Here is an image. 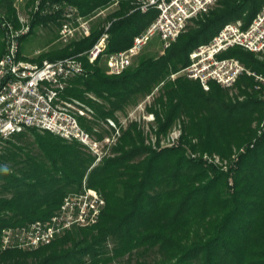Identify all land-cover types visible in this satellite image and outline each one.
I'll list each match as a JSON object with an SVG mask.
<instances>
[{"label":"trees","instance_id":"obj_1","mask_svg":"<svg viewBox=\"0 0 264 264\" xmlns=\"http://www.w3.org/2000/svg\"><path fill=\"white\" fill-rule=\"evenodd\" d=\"M49 1L73 6L82 16L116 1L118 8L106 20V54L129 47L157 15L156 9H136L135 0ZM261 6L262 0H218L167 48L140 55L120 74L107 73L100 58L93 63L82 58L86 75L72 79L65 93L79 99L94 94L100 101L87 102L95 118L118 124L117 111L150 95L145 110L154 116L150 134L155 145L131 121L120 126L114 156L88 170L93 157L77 141L33 128L11 135L0 151V231L49 219L65 194L81 187L85 175L105 204L94 224L74 227L33 250H0V264H264L262 92L246 74L231 95L216 83L204 90L178 73L195 47L228 22L240 19L247 26ZM60 12L33 13L30 32L40 23L56 21ZM0 13L16 23L13 0H0ZM103 30L98 26L89 37L50 48L35 60L82 53ZM224 55L264 72V62L242 48ZM79 120L87 130L95 125ZM176 122L182 126L179 144L160 147ZM27 133L34 137L32 148L19 143ZM215 155L228 162L227 170L214 161Z\"/></svg>","mask_w":264,"mask_h":264},{"label":"built area","instance_id":"obj_2","mask_svg":"<svg viewBox=\"0 0 264 264\" xmlns=\"http://www.w3.org/2000/svg\"><path fill=\"white\" fill-rule=\"evenodd\" d=\"M218 0H135L136 9L142 13L154 8L156 17L140 33L133 37L132 44L116 52L104 53L110 25L108 22L99 38L82 53L63 58L36 62L21 57V37L30 30V25L20 17V27L0 13V32L4 40V50L0 55V142L13 134L33 128L50 132L67 141L75 140L84 146L93 156L94 164L105 155L100 148L116 143L120 135V126L132 121V113L127 114L119 124L111 118H105L101 126L87 130L79 119H95L93 108L65 93L75 77L86 75L82 58L93 63L103 58L107 73L120 74L131 66L151 37L157 35L161 41V50L167 48L185 30L189 21L206 11ZM117 2H113L114 5ZM108 7L101 9L98 15ZM60 12V26L57 40L62 44L85 38L91 34L90 16H82L73 6L61 7L57 2L35 0L34 13L42 15ZM239 47L255 55L264 53V0L261 9L247 26L240 19L228 22L206 43L200 44L189 53V63L178 73L196 80L204 90L210 83L222 88H231L238 78L249 75L264 88V72L250 70L234 56L224 53L230 48ZM40 52V51H39ZM174 74L172 75V77ZM91 99L98 101L91 94ZM264 99V91L262 93ZM150 101L147 96L138 105L143 108ZM154 120L152 113L143 116ZM263 126V123L261 124ZM104 129L102 135L98 132ZM109 132L104 133V131ZM181 130L174 127L168 143H175ZM97 135V137H95ZM2 148H0V151ZM214 161L217 159L213 156ZM86 178V176H85ZM79 192L65 194L56 212L47 220H36L21 227H4L0 231L2 250L17 247H35L48 243L55 235L70 227L88 226L97 222L105 204L103 196L89 187L85 179ZM80 187V188H81Z\"/></svg>","mask_w":264,"mask_h":264},{"label":"rangeland","instance_id":"obj_3","mask_svg":"<svg viewBox=\"0 0 264 264\" xmlns=\"http://www.w3.org/2000/svg\"><path fill=\"white\" fill-rule=\"evenodd\" d=\"M34 4H35V0H13V7H14V10H15L16 23L12 19H10V20L12 21V23L14 24V26L16 28L20 27V24H21L20 17L24 18L26 20V22H28V24L30 25V23L32 22V19H33ZM215 5H216V3L214 5H212V6H210L206 11L200 13L195 18H193L191 21H189L187 26H186V28H185V30L183 32H185L188 27L194 26L195 21L198 20L203 15L207 14ZM116 8H118V3L109 6L103 13H101L99 15H98V12L101 9L98 10L97 12H94L93 14L89 15L90 17H92V19H91L92 30L98 29V26L100 28H104V26L109 22V21H106L109 12H111L112 10H115ZM151 9H154V8H151ZM15 24H18V26H16ZM59 26H60V17H58L56 19V21H47L45 23H40V24L36 25L32 29L31 32L29 30V32L24 35V37L22 38L21 43H20L21 57H23L25 59H31V60H34L36 62H40V61L35 60V58L41 52L47 51L50 48L56 47L58 45H64V44H62L61 42H59L57 40ZM89 36H87V37H89ZM0 42L2 44V50L0 51V55H1L3 53V50H4V40H3L1 32H0ZM160 50H161V41L159 39V36L155 35V36L151 37L149 42L143 47V49L139 52V54L133 59L132 64H134L136 62L137 58L140 55L141 56L153 55V54L158 53ZM255 56H256V58L258 60L264 62V53L261 54V55H255ZM100 59H101L102 65L105 67V63L103 61V58H100ZM105 69H106V67H105ZM106 72H107V70H106ZM254 81L256 82L255 89H257V90H259L260 92L263 93L264 88L262 86H260L259 83L256 80H254ZM229 92H230L231 95L235 94L237 92V90L235 88V85L232 86L231 88H229ZM87 94L88 93H86L85 94V98L81 99V100L88 104L87 101L88 100H93V99H91ZM89 94H91L94 98H96L98 101H100V99L98 97H96L94 94H92V93H89ZM93 101H96V100H93ZM98 101H96V102H98ZM140 102H141V100H140ZM140 102L138 104H136V106H133V107L129 106L123 112L122 111H117L116 112V116H117L118 120L120 122H122L123 119L125 117H127V114L132 113V121H136L138 123L139 127L141 129H143L144 134L147 136V140L150 139L149 136L151 135V144L154 146L155 145V141H154L155 137L152 136V134H150V129L154 128V127L151 126L152 125L151 123H153L154 120H147V119H145L143 117L148 112H146V110H145L146 104L144 105L143 108L138 106L140 104ZM91 122L95 123V125H92L95 128V127L101 126V122H103V119L102 118L98 119L96 117ZM130 122L131 121H129L128 123H130ZM128 123H125L126 125H124V127L127 126ZM178 126H179V128L181 130V133L178 136V139L174 140L175 143H173V144H167L168 141H169L168 140V136H169V138H171L170 136H172V135H170L171 131L173 130L174 127H178ZM104 129H107V128L103 127L102 130L100 132H98L99 135H102V133H103L102 131ZM107 132H109V130H107ZM38 133L43 134L41 131L38 132ZM181 134H182L181 123L180 122H176L170 128V130L167 132V134L159 141V146L160 147H165V146H175V145L179 144ZM10 137H8V138H6V139H4V140H2L0 142V148H6V146L8 145L6 141L8 139H10ZM95 137H97V135ZM33 138L34 137H33V135L31 133H27L26 136L22 137V140L19 141V143H21V144H23L25 146H29V148H32V147L35 146V144L33 143ZM72 141H75V140H72ZM146 142L148 143V141H146ZM115 144L116 143H114V144L110 143L109 148L108 147L100 148V149L103 150V152H104L103 155H105V156L102 157V159L100 161L96 162L94 164V166L98 165L105 158L114 156L115 153L113 152V150H114L113 147L115 146ZM83 148H84V150L86 152H88L87 149L84 146H83ZM215 156L217 157V159H215V162L217 164H219V165H223V168H225V170H227V168H228V164L227 163L228 162L226 160H223L221 162L219 157L217 155H215ZM93 161H94V159H93ZM93 161H92V163H93ZM92 163L90 164V166L92 165ZM85 176H84L83 180L85 179V182H86ZM83 180H82V182H83ZM228 181H229L230 184H232V179L229 178ZM86 184H87V182H86ZM91 188L95 189L94 187H91ZM81 189H82V187L79 188V189L73 190V191H69L68 193H70V192H79ZM95 190H97V189H95ZM97 191L105 199L104 195L99 190H97ZM12 227H16L17 228V227H21V226H12ZM74 227H70L69 229H66V230L62 231L61 233L55 235L48 243H50L54 239L58 238L59 236L65 234L67 231L72 230ZM37 247L38 246H35V247H20V248L17 247V249L28 250L29 251V250H33V249H35ZM0 250H2V249L0 248ZM149 254H150L149 255L150 258H152L154 256L153 253H149Z\"/></svg>","mask_w":264,"mask_h":264}]
</instances>
